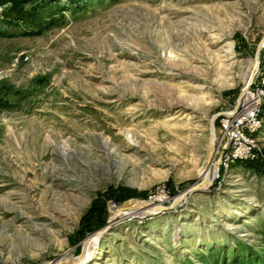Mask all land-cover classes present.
<instances>
[{"label":"rangeland","instance_id":"374dc122","mask_svg":"<svg viewBox=\"0 0 264 264\" xmlns=\"http://www.w3.org/2000/svg\"><path fill=\"white\" fill-rule=\"evenodd\" d=\"M263 80L264 0H0V264H264V169L215 146Z\"/></svg>","mask_w":264,"mask_h":264},{"label":"built area","instance_id":"2783aa9c","mask_svg":"<svg viewBox=\"0 0 264 264\" xmlns=\"http://www.w3.org/2000/svg\"><path fill=\"white\" fill-rule=\"evenodd\" d=\"M263 100L264 80L254 90L244 91L234 110L220 118L215 146L224 157V167L239 161L264 162L255 139L264 122Z\"/></svg>","mask_w":264,"mask_h":264},{"label":"bare ground","instance_id":"6f19581e","mask_svg":"<svg viewBox=\"0 0 264 264\" xmlns=\"http://www.w3.org/2000/svg\"><path fill=\"white\" fill-rule=\"evenodd\" d=\"M254 76V73L251 75V77ZM250 78V77H249ZM252 79V78H250ZM247 85V84H246ZM249 85V84H248ZM246 90V89H244ZM212 141H211V144L213 142V139H214V135H213V132H212ZM210 154L213 155V151L211 153L210 151ZM215 154V153H214ZM216 165H217V161H215L214 159L211 161L210 163V166L207 168V170L205 172H203L202 174V177H201V182L196 184L194 187L190 188V190H188L186 193H184L185 195L187 193L191 194V193H194L196 191H205L208 186L210 185L211 183V179L213 178V176L215 175V171H216ZM209 168H212V173L210 171ZM152 201V200H151ZM150 202V201H148ZM161 203H162V200H160V198H157L155 202H150L149 204H145L143 202H139V201H129L127 202L124 206L122 207H111L110 208V211H111V217H114L115 215H118L121 219H124V218H127V217H142L144 216L146 213L149 214V213H156L160 210H163L162 206H161ZM148 207V211L147 212H143L142 210L144 208H147ZM173 208V206L171 207ZM140 210L142 212H140ZM147 210V209H146ZM111 221V220H110ZM98 235H101L102 236V231L99 232L96 236ZM96 238V237H95ZM94 237H92L89 241L90 243V247L89 249H87L86 254H82L80 255V258H77V259H69L67 260V262H63V263H57V264H84L85 263V258H83L84 256H87L88 255V252H92L94 250V242L93 240ZM66 261V260H65Z\"/></svg>","mask_w":264,"mask_h":264},{"label":"trees","instance_id":"16d2710c","mask_svg":"<svg viewBox=\"0 0 264 264\" xmlns=\"http://www.w3.org/2000/svg\"><path fill=\"white\" fill-rule=\"evenodd\" d=\"M261 165H263V166H261ZM254 166V168H256V169H261V168H263L264 169V162L263 163H255V165H253ZM262 169V170H263Z\"/></svg>","mask_w":264,"mask_h":264},{"label":"water","instance_id":"95a60500","mask_svg":"<svg viewBox=\"0 0 264 264\" xmlns=\"http://www.w3.org/2000/svg\"><path fill=\"white\" fill-rule=\"evenodd\" d=\"M139 202H143V203L147 204V201H139ZM80 253H81V252H80Z\"/></svg>","mask_w":264,"mask_h":264}]
</instances>
